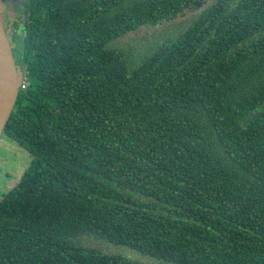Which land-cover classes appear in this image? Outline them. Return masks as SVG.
I'll return each instance as SVG.
<instances>
[{
  "label": "trees",
  "instance_id": "obj_1",
  "mask_svg": "<svg viewBox=\"0 0 264 264\" xmlns=\"http://www.w3.org/2000/svg\"><path fill=\"white\" fill-rule=\"evenodd\" d=\"M21 18L3 135L30 161L0 199V264H264V0H24ZM179 18L132 70L111 49Z\"/></svg>",
  "mask_w": 264,
  "mask_h": 264
},
{
  "label": "rangeland",
  "instance_id": "obj_2",
  "mask_svg": "<svg viewBox=\"0 0 264 264\" xmlns=\"http://www.w3.org/2000/svg\"><path fill=\"white\" fill-rule=\"evenodd\" d=\"M188 18V17H187ZM182 19L172 20L162 25L142 28L120 39L113 41L111 49L118 54L127 69L132 70L140 61L141 55L147 56L151 50L163 41L173 39L186 26ZM20 47V42L15 40ZM30 157L16 142L6 138L0 139V199L19 180L24 169L28 166ZM145 264H157L153 260H141Z\"/></svg>",
  "mask_w": 264,
  "mask_h": 264
},
{
  "label": "water",
  "instance_id": "obj_3",
  "mask_svg": "<svg viewBox=\"0 0 264 264\" xmlns=\"http://www.w3.org/2000/svg\"><path fill=\"white\" fill-rule=\"evenodd\" d=\"M15 62L4 31V0H0V139L22 87V72Z\"/></svg>",
  "mask_w": 264,
  "mask_h": 264
},
{
  "label": "flooded vegetation",
  "instance_id": "obj_4",
  "mask_svg": "<svg viewBox=\"0 0 264 264\" xmlns=\"http://www.w3.org/2000/svg\"><path fill=\"white\" fill-rule=\"evenodd\" d=\"M23 1L24 0H4V31L10 43L13 56L16 59L15 63L20 67L22 72V78L24 75V66L20 61V53L18 51L19 45L16 44L15 40L20 42V37L23 35L22 28L20 26V22L22 21L21 11L23 8ZM159 264L171 263L160 262Z\"/></svg>",
  "mask_w": 264,
  "mask_h": 264
}]
</instances>
